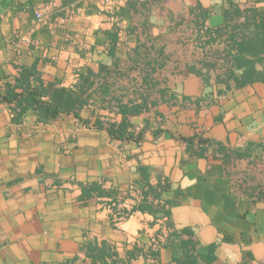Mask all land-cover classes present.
I'll return each mask as SVG.
<instances>
[{"label": "crops", "instance_id": "crops-1", "mask_svg": "<svg viewBox=\"0 0 264 264\" xmlns=\"http://www.w3.org/2000/svg\"><path fill=\"white\" fill-rule=\"evenodd\" d=\"M263 10L264 0H0V90L33 67L61 112L16 124L0 102V264H174L170 246L151 245L167 222L197 253L211 246L210 264H263L264 201L238 189L251 162L231 154L264 145V82L226 88L189 49L198 25ZM96 121L142 138H111ZM193 134L209 144L181 139ZM161 179L167 188L146 201L160 210H140Z\"/></svg>", "mask_w": 264, "mask_h": 264}, {"label": "trees", "instance_id": "trees-1", "mask_svg": "<svg viewBox=\"0 0 264 264\" xmlns=\"http://www.w3.org/2000/svg\"><path fill=\"white\" fill-rule=\"evenodd\" d=\"M242 16L241 13L236 14ZM204 18V15H199ZM198 37L190 45V54L192 56H201L204 66L213 69L218 75V80L225 83L229 88V81H233L235 87H242L246 84L260 81L264 82V10L261 12H250L249 15H243L239 22L233 21L232 24H225L223 27L214 29H202L197 26ZM194 73L199 71L189 68ZM221 75V76H219ZM37 84L32 85L31 80ZM4 91L0 90V102L5 103L9 110L13 112L11 121L18 124L23 117L30 113L42 122L48 123L60 116V111L53 107L47 100L43 99L49 93V89L42 86L41 78L33 67H21L17 76L12 81L5 80L1 83ZM128 113L138 111L134 106L127 110ZM78 116L77 113H74ZM87 125V123L84 121ZM90 127L105 130L111 138L120 140H135L142 138V133L136 135L127 131L128 125L93 122ZM188 144L194 143L202 148L209 144V140L198 134L187 137H181ZM235 159L247 158L253 165L264 160V145L256 143L249 144L247 152L231 154ZM252 157V158H251ZM238 189L255 200L264 201V189L249 182L246 177L237 179ZM167 185L160 187L157 191L156 185H148L145 189V199L140 205V210H146L151 213L160 210L150 206L146 201L158 198L161 191L165 190ZM89 190L96 191L97 194H106L97 184L91 183ZM149 197L151 199H149ZM149 199V200H148ZM169 226V223L167 222ZM181 232L171 231L163 245L170 246L173 250L172 261L174 264H210L213 260L212 247H209L208 253L203 256L195 251V246L188 239H182ZM264 264V262H263Z\"/></svg>", "mask_w": 264, "mask_h": 264}, {"label": "built area", "instance_id": "built-area-1", "mask_svg": "<svg viewBox=\"0 0 264 264\" xmlns=\"http://www.w3.org/2000/svg\"><path fill=\"white\" fill-rule=\"evenodd\" d=\"M100 3H101V6H103V7H109V5L111 4V0H100ZM36 17L39 19L40 14L37 13ZM12 114H13V112H11V116H12ZM165 185H166L165 179H161L160 181H158L156 184L157 191H160V187L165 186ZM126 216L127 215H125L124 217H126ZM171 231H172V229L170 228V226H168L167 224L163 225L161 227L160 233L152 239L151 245L154 248H159V247L163 246V244L166 242L168 234Z\"/></svg>", "mask_w": 264, "mask_h": 264}, {"label": "rangeland", "instance_id": "rangeland-1", "mask_svg": "<svg viewBox=\"0 0 264 264\" xmlns=\"http://www.w3.org/2000/svg\"><path fill=\"white\" fill-rule=\"evenodd\" d=\"M245 176L249 182L258 184L261 188L264 189V160L257 162L252 166L240 172L239 176Z\"/></svg>", "mask_w": 264, "mask_h": 264}]
</instances>
